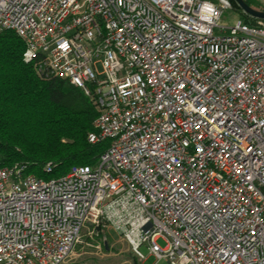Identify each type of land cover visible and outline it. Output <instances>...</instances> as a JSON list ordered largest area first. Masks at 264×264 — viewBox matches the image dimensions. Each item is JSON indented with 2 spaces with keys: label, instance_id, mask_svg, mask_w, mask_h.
I'll return each mask as SVG.
<instances>
[{
  "label": "built area",
  "instance_id": "1",
  "mask_svg": "<svg viewBox=\"0 0 264 264\" xmlns=\"http://www.w3.org/2000/svg\"><path fill=\"white\" fill-rule=\"evenodd\" d=\"M233 2L0 0V33L90 100L105 144L56 179L0 169V264H99L74 260L96 228L138 264H264V20L222 24Z\"/></svg>",
  "mask_w": 264,
  "mask_h": 264
},
{
  "label": "trees",
  "instance_id": "2",
  "mask_svg": "<svg viewBox=\"0 0 264 264\" xmlns=\"http://www.w3.org/2000/svg\"><path fill=\"white\" fill-rule=\"evenodd\" d=\"M233 11L241 14L234 2ZM23 51L17 35L0 33V169L24 164L27 173L50 180L72 167L92 165L105 149L104 143L87 141L97 110L65 80L38 76L23 62Z\"/></svg>",
  "mask_w": 264,
  "mask_h": 264
},
{
  "label": "rangeland",
  "instance_id": "3",
  "mask_svg": "<svg viewBox=\"0 0 264 264\" xmlns=\"http://www.w3.org/2000/svg\"><path fill=\"white\" fill-rule=\"evenodd\" d=\"M249 1H251L255 6L264 9V7H262V5H264V0ZM239 18L246 21V17L240 16L237 12H225L221 19V23L224 25H231ZM104 241L106 243V249L103 245ZM157 244L161 248L165 246V242L162 239H159ZM96 246H99V249H96ZM140 251L144 255H147V251L144 247H142ZM74 260L75 262L81 263L138 264L128 243L109 228H101L98 231L97 236L91 238L83 236L80 243L75 247ZM143 264L167 263L163 260L156 261L153 257L149 256Z\"/></svg>",
  "mask_w": 264,
  "mask_h": 264
},
{
  "label": "water",
  "instance_id": "4",
  "mask_svg": "<svg viewBox=\"0 0 264 264\" xmlns=\"http://www.w3.org/2000/svg\"><path fill=\"white\" fill-rule=\"evenodd\" d=\"M233 1L239 9H241L244 13H246L250 17L264 20V11H258L253 8H250L245 4L243 0H233ZM96 230L99 231L98 228H96ZM103 245L104 248L106 249L107 247L105 241Z\"/></svg>",
  "mask_w": 264,
  "mask_h": 264
}]
</instances>
